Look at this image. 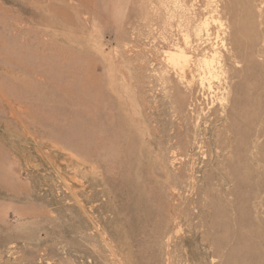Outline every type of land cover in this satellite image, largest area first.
I'll return each instance as SVG.
<instances>
[{"label": "rangeland", "instance_id": "obj_1", "mask_svg": "<svg viewBox=\"0 0 264 264\" xmlns=\"http://www.w3.org/2000/svg\"><path fill=\"white\" fill-rule=\"evenodd\" d=\"M0 264H264V0H0Z\"/></svg>", "mask_w": 264, "mask_h": 264}, {"label": "bare ground", "instance_id": "obj_2", "mask_svg": "<svg viewBox=\"0 0 264 264\" xmlns=\"http://www.w3.org/2000/svg\"><path fill=\"white\" fill-rule=\"evenodd\" d=\"M187 71V70H186ZM244 103H246L245 101H244Z\"/></svg>", "mask_w": 264, "mask_h": 264}]
</instances>
